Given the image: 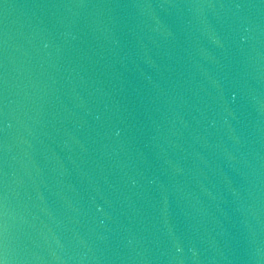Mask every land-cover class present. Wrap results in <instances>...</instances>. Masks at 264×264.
<instances>
[{
    "label": "water",
    "instance_id": "95a60500",
    "mask_svg": "<svg viewBox=\"0 0 264 264\" xmlns=\"http://www.w3.org/2000/svg\"><path fill=\"white\" fill-rule=\"evenodd\" d=\"M0 264H264V0H0Z\"/></svg>",
    "mask_w": 264,
    "mask_h": 264
}]
</instances>
